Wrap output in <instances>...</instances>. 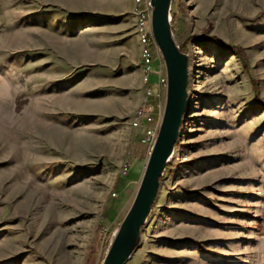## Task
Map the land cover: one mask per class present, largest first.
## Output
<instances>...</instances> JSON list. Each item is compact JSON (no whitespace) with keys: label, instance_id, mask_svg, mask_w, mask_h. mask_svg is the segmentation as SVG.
<instances>
[{"label":"rangeland","instance_id":"obj_1","mask_svg":"<svg viewBox=\"0 0 264 264\" xmlns=\"http://www.w3.org/2000/svg\"><path fill=\"white\" fill-rule=\"evenodd\" d=\"M170 17L187 108L125 264H264V0ZM135 25L134 0H0V264H103L151 150Z\"/></svg>","mask_w":264,"mask_h":264},{"label":"water","instance_id":"obj_2","mask_svg":"<svg viewBox=\"0 0 264 264\" xmlns=\"http://www.w3.org/2000/svg\"><path fill=\"white\" fill-rule=\"evenodd\" d=\"M172 0H150L151 31L165 66V105L135 197L126 212L103 264H125L138 246L141 228L151 213L160 178L172 156L187 108L188 57L175 44L170 26Z\"/></svg>","mask_w":264,"mask_h":264},{"label":"built area","instance_id":"obj_3","mask_svg":"<svg viewBox=\"0 0 264 264\" xmlns=\"http://www.w3.org/2000/svg\"><path fill=\"white\" fill-rule=\"evenodd\" d=\"M151 10L150 0H134L135 31L140 44L144 96L131 125L134 128L143 129L140 141L148 145L150 149L155 142L161 121V116H156L154 113V105L150 98L155 96V89L165 92L167 87L165 67L163 61L159 60V50L152 36ZM151 75L156 77L155 82L150 81Z\"/></svg>","mask_w":264,"mask_h":264},{"label":"trees","instance_id":"obj_4","mask_svg":"<svg viewBox=\"0 0 264 264\" xmlns=\"http://www.w3.org/2000/svg\"><path fill=\"white\" fill-rule=\"evenodd\" d=\"M203 38H207V37L203 36ZM230 50H231V52H234L235 54H237L241 58V61L244 64L246 63V60L244 58V53H243V50L241 48H239V47H232V48H230ZM160 180H161V178H160Z\"/></svg>","mask_w":264,"mask_h":264}]
</instances>
